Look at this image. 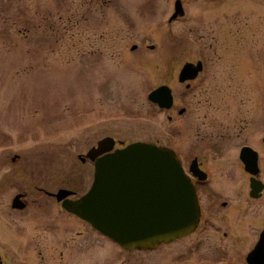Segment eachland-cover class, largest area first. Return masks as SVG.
<instances>
[{"label": "rangeland", "instance_id": "374dc122", "mask_svg": "<svg viewBox=\"0 0 264 264\" xmlns=\"http://www.w3.org/2000/svg\"><path fill=\"white\" fill-rule=\"evenodd\" d=\"M176 1L0 0V264H248L264 192L249 197L240 151L259 153L264 184V0H181L185 16L170 21ZM198 61L200 76L180 83ZM161 86L169 111L149 101ZM106 137L171 149L187 174L197 159L201 191L229 206L199 202L209 227L123 249L47 194L85 195L95 168L79 155Z\"/></svg>", "mask_w": 264, "mask_h": 264}, {"label": "water", "instance_id": "95a60500", "mask_svg": "<svg viewBox=\"0 0 264 264\" xmlns=\"http://www.w3.org/2000/svg\"><path fill=\"white\" fill-rule=\"evenodd\" d=\"M183 16V4L177 0L170 21ZM203 66L202 61L186 63L180 71L179 82L194 81L203 72ZM149 101L169 111L174 96L168 86H161L149 94ZM184 113L185 109H181L180 114ZM116 143L114 138L106 137L86 155H79L83 163L87 159L94 162L95 168L94 181L85 195L73 200L74 192L70 189L47 194L67 212L77 215L129 252L154 251L193 233L200 220L199 200L195 184L184 172L175 152L152 143L136 142L115 148ZM258 157V152L251 147L241 151L245 170L253 176L250 195L257 199L264 190V184L256 179L260 172ZM190 171L201 181L208 178L197 159L193 160ZM24 198V194H18L12 208L26 209ZM246 261L264 264V231Z\"/></svg>", "mask_w": 264, "mask_h": 264}, {"label": "flooded vegetation", "instance_id": "af4514ba", "mask_svg": "<svg viewBox=\"0 0 264 264\" xmlns=\"http://www.w3.org/2000/svg\"><path fill=\"white\" fill-rule=\"evenodd\" d=\"M247 146H249V145H245V147H247ZM244 146H243V148H245ZM249 147H251V146H249ZM242 148V149H243ZM253 148V147H252ZM242 149H241V151H242ZM255 150V149H254ZM241 151H240V157H241ZM243 163V162H242ZM200 168L202 169V166L200 165ZM244 169H245V166H244ZM203 170V169H202ZM190 177H191V179H192V182L195 184V187H196V190H197V195H198V199H199V202H200V204H201V202H204V203H209V205L208 206H220V207H222V208H227L228 206H229V200H227V199H225V197L224 196H222V193L221 192H219V191H213L212 193L211 192H208V193H206V192H204V190H202L201 191V186L203 185V184H206V183H208V180L210 179V177L208 176V178H207V180H205V181H201V180H199L197 177H194V175L190 172ZM250 192H249V197H251V180H250ZM264 192V191H263ZM262 195H263V193H262ZM49 196V195H48ZM49 197H52V196H49ZM52 198H54V197H52ZM252 199H254V200H258V199H260V198H262V196H260L258 199L257 198H253V197H251ZM25 199V198H24ZM205 209H206V207H205ZM201 215H203V213H201ZM212 223H211V221H207V220H205V219H203L202 217H201V220H200V223H199V226H198V228L195 230V232H193L192 234H190L189 236H187L186 235V237H184V238H187V237H190V236H192L193 234H195L196 232H197V230L200 228V229H204V228H207V227H209V225H211ZM264 231V229L262 230V232ZM262 232L259 234V239H260V236H261V234H262ZM224 237H227V232H224ZM183 238V239H184ZM258 239V240H259ZM178 241V240H177ZM176 242V241H175ZM201 242V241H200ZM258 243V242H257ZM256 243V244H257ZM167 245H169V244H167ZM256 246V245H255ZM255 246H254V248H255ZM219 247L218 246H214L213 247V250H216V249H218ZM254 248L250 251V252H252L253 250H254ZM249 252V253H250ZM248 253V254H249ZM248 254H247V256H248ZM247 256H246V258H247Z\"/></svg>", "mask_w": 264, "mask_h": 264}]
</instances>
